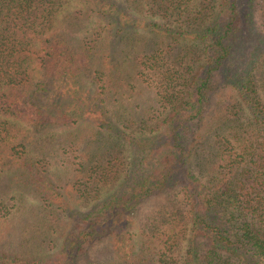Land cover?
<instances>
[{
  "label": "trees",
  "instance_id": "obj_1",
  "mask_svg": "<svg viewBox=\"0 0 264 264\" xmlns=\"http://www.w3.org/2000/svg\"><path fill=\"white\" fill-rule=\"evenodd\" d=\"M71 1L0 0V174L16 165L41 188L20 125L92 127L95 150L78 155L84 141L71 139L64 165L81 173L78 200H99L75 214L48 264H73L106 239L118 264H264V0H80L72 11ZM134 14L160 19L144 28L167 41L132 53V79L153 100L131 121L122 108L134 87L106 43L137 26ZM16 204L0 201V222ZM0 264L40 263L0 252Z\"/></svg>",
  "mask_w": 264,
  "mask_h": 264
},
{
  "label": "rangeland",
  "instance_id": "obj_2",
  "mask_svg": "<svg viewBox=\"0 0 264 264\" xmlns=\"http://www.w3.org/2000/svg\"><path fill=\"white\" fill-rule=\"evenodd\" d=\"M127 2L122 0V3ZM82 8V1L73 0L65 9L73 10ZM64 9V10H65ZM66 14L62 16L65 17ZM137 26L126 29L123 36H107V53L113 57L117 69L122 71L126 80L131 84L128 87L127 106L122 110L132 116L142 115L144 109L152 103L153 95L146 89L138 79H132V67L134 56L132 53L140 49L145 44L146 50L153 41L163 44L165 37L162 34H155L148 28L146 23H157L163 26V22L158 18L145 17L134 14ZM63 25L62 18L60 19ZM87 28L93 30L97 25L96 20L86 22ZM156 29V28H155ZM81 96L92 95L94 90L88 86L84 87ZM88 94V95H87ZM135 113V114H134ZM28 134L26 141L30 157L33 161L42 163L43 171L33 178H37L41 183V188L36 189L28 174L23 172V168L13 165L0 174V201L8 202L10 215L7 220L0 222V252L10 256H18L24 260L35 261L40 264H48L50 261H56L61 254L62 245L67 235L76 225L77 212H88L91 210L96 200L89 198V201H79L75 192L76 184L80 181L81 173L76 170V166L67 165L64 145L69 140L84 141L81 153H87L95 150L92 143V127L88 123L73 126H51L42 130H35L25 125ZM137 128V127H136ZM134 128V129H136ZM139 129H137L138 131ZM127 162L131 157V151L125 146ZM84 154V153H83ZM77 156V155H76ZM72 154L73 162H78ZM79 158V157H78ZM36 173V172H35ZM123 180L105 186L100 191V197L104 200L113 195ZM94 197V196H93ZM159 198L146 200L138 209L135 215V221L131 226L130 233L132 239L136 241L137 228L143 222L145 216L157 207ZM74 214V217H72ZM187 243L184 244L182 255L186 254ZM120 251V250H119ZM119 253L116 248V241L103 240L89 247L75 259L73 264H118Z\"/></svg>",
  "mask_w": 264,
  "mask_h": 264
}]
</instances>
